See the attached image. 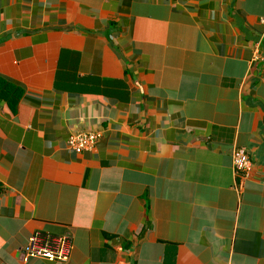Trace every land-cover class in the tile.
Wrapping results in <instances>:
<instances>
[{
	"label": "crops",
	"instance_id": "crops-1",
	"mask_svg": "<svg viewBox=\"0 0 264 264\" xmlns=\"http://www.w3.org/2000/svg\"><path fill=\"white\" fill-rule=\"evenodd\" d=\"M262 16L264 0H0V264H264ZM90 131L94 149L69 147ZM36 231L70 235V260L23 262Z\"/></svg>",
	"mask_w": 264,
	"mask_h": 264
},
{
	"label": "built area",
	"instance_id": "built-area-1",
	"mask_svg": "<svg viewBox=\"0 0 264 264\" xmlns=\"http://www.w3.org/2000/svg\"><path fill=\"white\" fill-rule=\"evenodd\" d=\"M264 25V16L260 19ZM264 39V31L262 34ZM98 135L96 132H82L71 135L69 147L76 152L92 150L96 146ZM232 168L236 176L245 178L252 171L253 163L249 153L242 147H235L232 151ZM73 249L72 237L68 234L55 236L43 231L34 232L27 244L20 249L21 259L28 262L33 258L46 259L52 262L66 263L70 260Z\"/></svg>",
	"mask_w": 264,
	"mask_h": 264
}]
</instances>
